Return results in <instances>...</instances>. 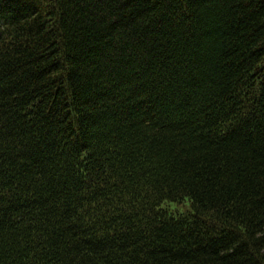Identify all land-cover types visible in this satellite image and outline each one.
Listing matches in <instances>:
<instances>
[{
	"label": "trees",
	"instance_id": "1",
	"mask_svg": "<svg viewBox=\"0 0 264 264\" xmlns=\"http://www.w3.org/2000/svg\"><path fill=\"white\" fill-rule=\"evenodd\" d=\"M0 264H264V0H0Z\"/></svg>",
	"mask_w": 264,
	"mask_h": 264
}]
</instances>
